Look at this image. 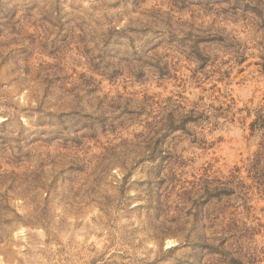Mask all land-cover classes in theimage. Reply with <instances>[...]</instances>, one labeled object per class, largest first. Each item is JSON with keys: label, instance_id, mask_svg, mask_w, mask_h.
Wrapping results in <instances>:
<instances>
[{"label": "rangeland", "instance_id": "obj_1", "mask_svg": "<svg viewBox=\"0 0 264 264\" xmlns=\"http://www.w3.org/2000/svg\"><path fill=\"white\" fill-rule=\"evenodd\" d=\"M214 7L0 0V264H264V35Z\"/></svg>", "mask_w": 264, "mask_h": 264}, {"label": "clouds", "instance_id": "obj_2", "mask_svg": "<svg viewBox=\"0 0 264 264\" xmlns=\"http://www.w3.org/2000/svg\"><path fill=\"white\" fill-rule=\"evenodd\" d=\"M213 2L215 4L214 14L205 21L206 24H211L215 20L219 28L225 21L235 20L241 25H247L253 31L259 29L257 38L264 35V4L259 3L258 0H226V2L213 0ZM199 35L209 36L210 33L201 32ZM190 39L189 35H184L182 42H188ZM197 43H199L198 40L194 41L193 46Z\"/></svg>", "mask_w": 264, "mask_h": 264}]
</instances>
